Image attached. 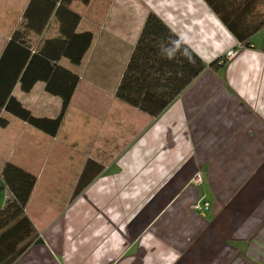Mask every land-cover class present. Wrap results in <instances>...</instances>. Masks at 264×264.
Masks as SVG:
<instances>
[{
  "label": "crops",
  "instance_id": "0c3cea01",
  "mask_svg": "<svg viewBox=\"0 0 264 264\" xmlns=\"http://www.w3.org/2000/svg\"><path fill=\"white\" fill-rule=\"evenodd\" d=\"M29 1L0 0V55L16 29L30 50L59 35L53 17L41 36L23 28ZM143 1L206 64L235 53L216 72H202L156 118L115 97L149 12ZM197 2L195 10L186 0L70 4L81 17L77 32L91 31L94 39L81 65L59 62L79 82L56 135L0 115V207L10 198L1 180L6 162L36 176L30 220L44 212L56 183L71 184L42 243L14 264H264V29L241 47ZM237 19L264 21V2L243 6ZM12 96L37 118L60 111V98L44 82L26 93L16 85ZM89 160L102 170L71 199ZM197 169L205 181L192 187ZM199 197L211 203L206 217L190 209Z\"/></svg>",
  "mask_w": 264,
  "mask_h": 264
},
{
  "label": "trees",
  "instance_id": "16d2710c",
  "mask_svg": "<svg viewBox=\"0 0 264 264\" xmlns=\"http://www.w3.org/2000/svg\"><path fill=\"white\" fill-rule=\"evenodd\" d=\"M91 0H30L23 12V28L41 36L49 20L58 23V36L45 39L36 50L25 47L22 32L14 30L0 55V115L7 112L29 125L55 136L66 114L78 85L76 74L59 64L61 59L79 66L92 45L91 31L77 32L81 20L71 11L72 2L87 6ZM235 39L237 45L249 48L250 39L264 29V21L241 23L237 16L243 6L264 0H202ZM172 40H179L181 52L168 59L164 49L171 48ZM226 63L220 57L206 64L164 21L150 12L131 51L115 97L138 111L158 117L206 69L217 71ZM37 82L45 83L48 94L61 100L57 117L37 118L13 96L16 85L26 93ZM6 121L0 117V127ZM101 167L88 161L75 184V199L101 172ZM1 180L10 198L0 207V264H14L34 244H41L35 226L26 215V206L36 184V176L6 162Z\"/></svg>",
  "mask_w": 264,
  "mask_h": 264
},
{
  "label": "rangeland",
  "instance_id": "374dc122",
  "mask_svg": "<svg viewBox=\"0 0 264 264\" xmlns=\"http://www.w3.org/2000/svg\"><path fill=\"white\" fill-rule=\"evenodd\" d=\"M128 1H132V0H128ZM149 1V0H148ZM154 2H157L156 4H159V6H162L163 4H164V0H153ZM184 2H185V0H183ZM200 1V0H199ZM144 2V10L148 7L147 6V4H146V2L145 1H143ZM187 6H189V8H190V10H195V9H197V7L199 6V4H198V2H197V0H186V3H185ZM149 9L147 8V11H148ZM156 10V9H155ZM189 10V9H188ZM189 10V11H190ZM153 10L151 9V10H149V12H148V14L150 13V12H152ZM153 13H155V12H153ZM147 14V15H148ZM185 14V12H182V13H177L176 12V16L177 17H182L183 15ZM229 53H230V55H229ZM235 56V53H234V51H232V50H229V51H227L226 52V54H225V59H226V61H229V60H231L233 57ZM197 171H201L202 172V178H204L203 179V183H204V181H205V172L203 171V169H197ZM196 171V172H197ZM195 172V173H196ZM194 173V174H195ZM77 173H74V174H72V178H74V176L76 175ZM194 176V175H193ZM78 178V177H77ZM202 183V184H203ZM190 184V186H192V187H198V186H196L195 184H192V183H189ZM201 184V185H202ZM200 185V186H201ZM70 186H71V184H61V183H56V185L54 186V191H53V194L50 196V198L48 199V200H46L44 203H45V210H44V212H41L39 215H36V216H33L32 218V223H33V225L35 226V228H36V230H37V232L40 234H42V235H40V237L44 240V232L52 225V224H54V223H56V219L60 216L59 214H61V212L60 211H58L57 210V208L58 209H60L61 210V208H63V209H65L64 207L68 204V202H69V198H64V197H62L63 195H64V193H66L67 191H69L70 190ZM74 186V185H73ZM71 197H72V195H71ZM200 199H203L202 201L203 202H208L209 204H210V211H211V203H210V201L209 200H207L206 198H203V197H199L193 204H196L197 202H199L200 201ZM192 204V205H193ZM192 205H191V207H190V209H191V211H193V212H195V213H197V214H200L199 212H196L193 208H192ZM209 211V212H210ZM208 212V213H209ZM207 212L206 213H204V215H202V214H200L201 216H207V214H208Z\"/></svg>",
  "mask_w": 264,
  "mask_h": 264
},
{
  "label": "built area",
  "instance_id": "2783aa9c",
  "mask_svg": "<svg viewBox=\"0 0 264 264\" xmlns=\"http://www.w3.org/2000/svg\"><path fill=\"white\" fill-rule=\"evenodd\" d=\"M230 55V53H229ZM203 179L202 178V172L201 171H197L192 180L191 183L195 184L196 186H200L203 183ZM203 199H200L199 202H197L196 204L192 205V208L196 211L199 212L200 214L204 215V213H208L210 211V204L208 202H203Z\"/></svg>",
  "mask_w": 264,
  "mask_h": 264
},
{
  "label": "clouds",
  "instance_id": "9594fccd",
  "mask_svg": "<svg viewBox=\"0 0 264 264\" xmlns=\"http://www.w3.org/2000/svg\"><path fill=\"white\" fill-rule=\"evenodd\" d=\"M172 47L164 49L166 56L168 59H174L177 52H181L180 42L179 40L171 41ZM181 54H183L181 52Z\"/></svg>",
  "mask_w": 264,
  "mask_h": 264
}]
</instances>
